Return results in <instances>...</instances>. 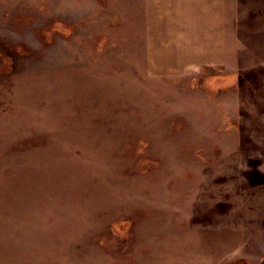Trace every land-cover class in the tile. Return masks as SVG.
I'll return each mask as SVG.
<instances>
[{
  "label": "rangeland",
  "instance_id": "1",
  "mask_svg": "<svg viewBox=\"0 0 264 264\" xmlns=\"http://www.w3.org/2000/svg\"><path fill=\"white\" fill-rule=\"evenodd\" d=\"M225 10L224 70L157 73L140 0H0V264H264V0Z\"/></svg>",
  "mask_w": 264,
  "mask_h": 264
},
{
  "label": "crops",
  "instance_id": "2",
  "mask_svg": "<svg viewBox=\"0 0 264 264\" xmlns=\"http://www.w3.org/2000/svg\"><path fill=\"white\" fill-rule=\"evenodd\" d=\"M152 71L224 70L226 0H140Z\"/></svg>",
  "mask_w": 264,
  "mask_h": 264
},
{
  "label": "trees",
  "instance_id": "3",
  "mask_svg": "<svg viewBox=\"0 0 264 264\" xmlns=\"http://www.w3.org/2000/svg\"><path fill=\"white\" fill-rule=\"evenodd\" d=\"M63 27V26H62ZM60 28V27H59ZM60 30H61V28H60Z\"/></svg>",
  "mask_w": 264,
  "mask_h": 264
}]
</instances>
